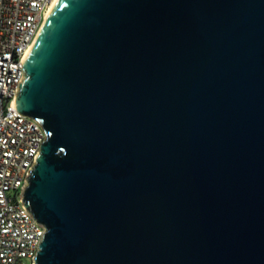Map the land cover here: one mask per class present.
Here are the masks:
<instances>
[{"label": "water", "instance_id": "water-1", "mask_svg": "<svg viewBox=\"0 0 264 264\" xmlns=\"http://www.w3.org/2000/svg\"><path fill=\"white\" fill-rule=\"evenodd\" d=\"M23 68L36 264H264V0H57Z\"/></svg>", "mask_w": 264, "mask_h": 264}, {"label": "built area", "instance_id": "built-area-1", "mask_svg": "<svg viewBox=\"0 0 264 264\" xmlns=\"http://www.w3.org/2000/svg\"><path fill=\"white\" fill-rule=\"evenodd\" d=\"M53 3L0 0V264H36L47 231L22 199L46 132L19 112L16 95L26 56Z\"/></svg>", "mask_w": 264, "mask_h": 264}, {"label": "bare ground", "instance_id": "bare-ground-1", "mask_svg": "<svg viewBox=\"0 0 264 264\" xmlns=\"http://www.w3.org/2000/svg\"><path fill=\"white\" fill-rule=\"evenodd\" d=\"M57 2V0H54V3H53V5L51 6V8L54 6V4ZM51 8H50V10H51ZM50 10H49V12H50ZM49 14V13H48Z\"/></svg>", "mask_w": 264, "mask_h": 264}]
</instances>
